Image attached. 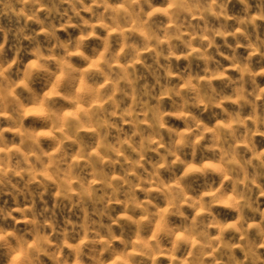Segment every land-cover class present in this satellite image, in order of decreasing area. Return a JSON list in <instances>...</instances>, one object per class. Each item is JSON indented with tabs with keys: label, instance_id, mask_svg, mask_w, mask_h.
<instances>
[{
	"label": "clouds",
	"instance_id": "clouds-1",
	"mask_svg": "<svg viewBox=\"0 0 264 264\" xmlns=\"http://www.w3.org/2000/svg\"><path fill=\"white\" fill-rule=\"evenodd\" d=\"M0 264H264V0H0Z\"/></svg>",
	"mask_w": 264,
	"mask_h": 264
}]
</instances>
